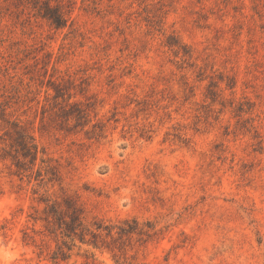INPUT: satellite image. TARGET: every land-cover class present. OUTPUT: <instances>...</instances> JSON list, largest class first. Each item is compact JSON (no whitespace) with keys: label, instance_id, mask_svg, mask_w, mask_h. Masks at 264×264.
Returning <instances> with one entry per match:
<instances>
[{"label":"rangeland","instance_id":"rangeland-1","mask_svg":"<svg viewBox=\"0 0 264 264\" xmlns=\"http://www.w3.org/2000/svg\"><path fill=\"white\" fill-rule=\"evenodd\" d=\"M0 264H264V0H0Z\"/></svg>","mask_w":264,"mask_h":264},{"label":"trees","instance_id":"trees-1","mask_svg":"<svg viewBox=\"0 0 264 264\" xmlns=\"http://www.w3.org/2000/svg\"><path fill=\"white\" fill-rule=\"evenodd\" d=\"M44 17L49 19L53 24L56 26H61L63 23V17L61 13L56 10L54 7H47L45 9V13L43 14ZM20 149L24 156H31L35 160L37 156V149L36 145L31 141L27 140L26 137H22V140L19 143ZM53 212L56 216H59V211L53 207ZM56 257H54V260Z\"/></svg>","mask_w":264,"mask_h":264}]
</instances>
